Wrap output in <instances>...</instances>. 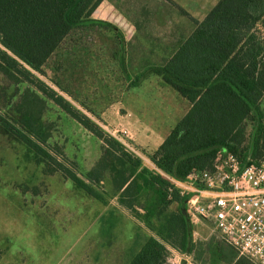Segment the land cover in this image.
<instances>
[{
  "label": "rangeland",
  "instance_id": "1",
  "mask_svg": "<svg viewBox=\"0 0 264 264\" xmlns=\"http://www.w3.org/2000/svg\"><path fill=\"white\" fill-rule=\"evenodd\" d=\"M91 18L92 26L71 34L73 51L54 55L39 76L54 89L35 115L40 114L47 147L84 177L110 134L141 167L158 173L150 156L189 106L157 72L192 23L164 0H102ZM25 87L0 74V110L11 109ZM156 90L158 98L152 95ZM60 96L71 112L59 107ZM83 117L100 132L85 129ZM34 158L23 144L0 134V264H127L155 236L153 213L122 207L107 180L95 185L102 196L94 198ZM171 208L184 212L177 204ZM201 226L203 233L191 232L192 242L221 237ZM169 252L170 264H199Z\"/></svg>",
  "mask_w": 264,
  "mask_h": 264
},
{
  "label": "trees",
  "instance_id": "2",
  "mask_svg": "<svg viewBox=\"0 0 264 264\" xmlns=\"http://www.w3.org/2000/svg\"><path fill=\"white\" fill-rule=\"evenodd\" d=\"M101 1L0 0V74L16 85L26 84L14 106L0 110V134L23 144L37 162L89 196L101 198L95 185L107 180L122 207L153 213L155 236L128 264H170L169 248L199 264H255L222 236L192 242L185 198L162 174L141 167L140 160L110 134L103 137L101 156L84 177L56 160L47 147L40 114L36 119L35 115L54 89L39 76L45 75L43 67L54 55L60 58L72 50V33L93 25L91 14ZM263 29L264 0H218L162 65L157 73L190 107L150 156L159 171L183 179L193 170L209 169L219 148L242 162L263 156ZM58 104L71 112L62 96ZM80 123L93 134L100 132L87 117ZM172 204L183 206L184 212L172 209Z\"/></svg>",
  "mask_w": 264,
  "mask_h": 264
},
{
  "label": "built area",
  "instance_id": "3",
  "mask_svg": "<svg viewBox=\"0 0 264 264\" xmlns=\"http://www.w3.org/2000/svg\"><path fill=\"white\" fill-rule=\"evenodd\" d=\"M158 172L185 198L193 233L206 225L240 255L264 264V153L257 161L242 162L217 150L209 169L193 170L183 179Z\"/></svg>",
  "mask_w": 264,
  "mask_h": 264
},
{
  "label": "crops",
  "instance_id": "4",
  "mask_svg": "<svg viewBox=\"0 0 264 264\" xmlns=\"http://www.w3.org/2000/svg\"><path fill=\"white\" fill-rule=\"evenodd\" d=\"M164 1L167 2V3H169V4H171L174 7V9L180 15L186 16L191 21V23H192L191 24L192 25L191 27L189 25L187 27L186 32L188 34L185 37H183L182 40H179V42L177 43V46L174 48V51L168 57V59H169L174 54V52L176 51V49L178 48V46L194 31L196 22L201 21L207 15V13L210 11V9L218 2V0H164ZM191 4H193V5H191ZM114 14L116 15L117 13L114 12ZM134 29H136V28L134 27ZM136 30L138 31L139 29L137 28ZM168 59L166 58L165 60L167 61ZM166 61H164V63ZM162 80H163V78H162ZM160 94H161V92L158 91V90H156L154 93H152V95H154L157 98H158V96ZM181 98L183 100H185L188 103V106L190 107L189 102L186 99H184L183 97H181ZM159 102H161V100ZM262 103L264 105V96L262 98ZM189 107H188V109H189ZM200 226H198V228L196 229V232L197 231H201L202 232L203 230H205L204 229V226H201V227Z\"/></svg>",
  "mask_w": 264,
  "mask_h": 264
},
{
  "label": "water",
  "instance_id": "5",
  "mask_svg": "<svg viewBox=\"0 0 264 264\" xmlns=\"http://www.w3.org/2000/svg\"><path fill=\"white\" fill-rule=\"evenodd\" d=\"M179 264H187L186 259H182Z\"/></svg>",
  "mask_w": 264,
  "mask_h": 264
}]
</instances>
